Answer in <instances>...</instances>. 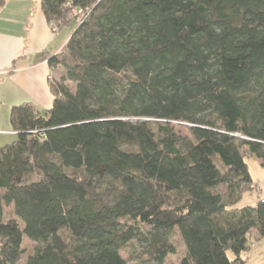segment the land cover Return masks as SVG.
<instances>
[{
    "label": "trees",
    "instance_id": "obj_1",
    "mask_svg": "<svg viewBox=\"0 0 264 264\" xmlns=\"http://www.w3.org/2000/svg\"><path fill=\"white\" fill-rule=\"evenodd\" d=\"M42 8L73 30L52 107L14 106L0 145V264H164L176 232L181 264H244L264 198L229 205L253 189L246 157L264 167V0Z\"/></svg>",
    "mask_w": 264,
    "mask_h": 264
},
{
    "label": "crops",
    "instance_id": "obj_2",
    "mask_svg": "<svg viewBox=\"0 0 264 264\" xmlns=\"http://www.w3.org/2000/svg\"><path fill=\"white\" fill-rule=\"evenodd\" d=\"M62 30H52L42 0H5L0 6V145L16 139L14 106L33 104L42 114L52 107L48 58L71 34Z\"/></svg>",
    "mask_w": 264,
    "mask_h": 264
},
{
    "label": "rangeland",
    "instance_id": "obj_3",
    "mask_svg": "<svg viewBox=\"0 0 264 264\" xmlns=\"http://www.w3.org/2000/svg\"><path fill=\"white\" fill-rule=\"evenodd\" d=\"M73 30V25L65 27L63 33H71ZM62 72H55V77H60ZM71 87L74 88L75 84L71 83ZM186 133V129H182ZM11 142V141H10ZM246 162L248 163L250 173L253 177V189L245 191L241 198L235 203L229 205V208L241 209L245 206H255L257 203L264 198V167L261 165L260 160L256 157H246ZM219 190L224 197L227 196V191L225 187L220 186ZM176 247L177 252L171 253L165 260L164 264H181L183 257L186 253L185 244L178 232L172 237L171 240ZM24 246L28 252L33 251L35 243L28 238L24 240ZM134 246L136 248H128L122 252L126 259H132L131 254L133 251L139 252L143 246L141 242H135ZM134 256L136 254H133ZM228 256L230 259L235 258V254L232 251H228ZM27 256H24L19 264H24ZM242 258L245 259L244 264H264V237H257L253 235L250 242V247L247 251L242 253Z\"/></svg>",
    "mask_w": 264,
    "mask_h": 264
},
{
    "label": "built area",
    "instance_id": "obj_4",
    "mask_svg": "<svg viewBox=\"0 0 264 264\" xmlns=\"http://www.w3.org/2000/svg\"><path fill=\"white\" fill-rule=\"evenodd\" d=\"M81 12V11H80ZM50 26H51V28H52V30L54 31V32H57L58 31V27L53 23V24H50ZM50 78H51V76H50Z\"/></svg>",
    "mask_w": 264,
    "mask_h": 264
}]
</instances>
